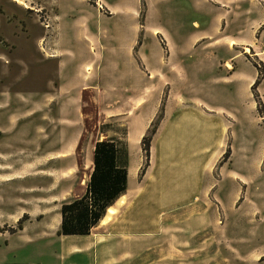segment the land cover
<instances>
[{
  "label": "rangeland",
  "instance_id": "1",
  "mask_svg": "<svg viewBox=\"0 0 264 264\" xmlns=\"http://www.w3.org/2000/svg\"><path fill=\"white\" fill-rule=\"evenodd\" d=\"M14 1L0 0V51L11 52L13 59L10 67L12 75L3 80L0 76V86L10 89L12 101L15 103L18 94L25 97V112L23 116L14 112V115H19L20 124L16 127L14 122L10 126L14 131H11V135H5V141L0 143V262L35 260L40 264H48L51 260V264L53 259L49 258L45 248L36 249L45 241L39 240L43 236L36 234L46 232L50 235L54 232V211L63 201L61 196L66 197L69 192L75 197L71 190L80 182L85 185L93 144L100 134L106 133L107 140L117 141L125 154L128 145L134 147L137 143L130 137L131 121L128 117H133V105L140 106L145 103L146 93L157 90L166 82L170 85L169 88H164L161 104L149 123L147 121L150 112L137 113L144 117L136 123L135 129L142 127L141 124L147 125L143 135L151 124L163 117L164 113L159 109L162 105L164 107L169 104L172 110L181 113L190 109L210 112L216 102L215 88L218 80L214 77L215 64L212 63L213 55L210 54L212 48L209 42L212 38L196 43L203 45L200 51L203 63H186L177 68L184 78L178 81L154 79L149 83L138 71L135 63L137 47L133 51L130 48L117 47L112 36L109 40H100L99 36L96 38L88 31L85 23L83 30L87 36H84V41L91 44L79 47L68 28L72 24V19L67 17L68 13L75 18L74 15L83 12L84 17L90 21L91 30L100 25L115 29L117 22L110 16L111 11L115 12L117 0H107L106 4L100 1L101 7L97 6L98 0H82L78 5L72 0ZM136 1L140 14L141 0ZM143 1L145 7L141 29L146 22V16L151 24H155L154 18L161 3V0ZM241 4L249 10L248 22L241 14ZM67 5H72V9L66 8ZM171 6L177 5L174 2ZM233 6L230 30L237 34L243 30L245 36H249L247 39L250 42L258 36L260 47L264 48L263 3L260 4L257 0H236ZM173 10L176 11L177 7ZM54 12L63 14L61 30L67 29L66 49L73 52L72 63L67 68V74H72L73 77L67 80L54 79V76L59 75L58 70L63 67L62 64L45 60V55L33 45L34 37L46 23L49 24L47 31H51L50 15ZM103 16L110 18H100ZM191 18L187 14L182 18L178 12L172 16L174 22L184 19L185 24ZM206 26L202 22V27ZM7 27L11 32L9 35L20 37L9 41L6 32H2L3 29L7 31ZM95 40L96 46H93L92 41ZM239 50L241 49L237 53ZM150 51L155 54V47H150ZM190 55L193 57V53ZM245 56L247 59L243 58L241 64L227 66L232 69L239 68L245 77L243 82L234 79L233 84L237 96L245 97L246 105H243L248 107V120L243 124V134L246 137L244 157L248 159L228 163L229 156H224L231 147L228 136L218 146V151L221 149L222 154L209 172V181L215 185L212 188L215 192L210 200H193L160 215L154 213L158 222L164 219L165 226L162 228L159 224L157 230L148 235V239L140 238L141 235L136 236L133 241L136 243L131 246L137 247V255L102 256L98 258L101 261H97V264H264V118L257 113L251 89L258 76L254 64H259L264 70V53L261 54L263 61L256 58L252 51ZM56 58L64 57L58 52ZM1 61L9 62L5 58ZM137 62L141 66L138 60ZM219 67L222 69L223 65ZM198 76L200 77L197 78ZM174 83H178V86ZM85 91L91 94L97 114L98 126L95 129L86 127L81 116L83 110L89 109V101L83 100L82 93ZM37 92L41 94L32 101V95ZM255 92L264 106V75L260 78ZM35 103L40 105L39 108ZM18 104L23 106L20 102ZM239 111L240 106L233 103L234 118ZM4 118H0V125L3 124L2 121L5 122ZM163 131L165 132L164 126ZM102 136L105 135L102 134L100 140ZM179 141L182 143L169 141L165 156L161 154L160 138L153 136L151 143L155 149L151 159L149 156V164L141 181H138L136 174L139 191L138 194L136 190L137 197L142 192L141 187L146 183V178L151 180L149 185L157 184L161 188L169 186V192H177L179 189L187 192L185 196L194 193L199 173L200 142L189 136ZM143 160L142 157L137 173ZM227 168L238 169L245 175L243 198L231 207H228L224 197L229 177ZM176 188L178 189L174 191ZM124 199V196L123 199L120 197L111 207L116 210V207L123 206ZM19 220L23 227L22 232L17 229ZM10 228L15 229L13 234L9 232ZM25 233L34 236L33 244H27L20 239L19 235ZM18 241L21 244L19 248L15 247ZM11 242L12 246L5 247ZM144 247L146 249H140ZM94 259L95 257H90L93 264Z\"/></svg>",
  "mask_w": 264,
  "mask_h": 264
},
{
  "label": "crops",
  "instance_id": "2",
  "mask_svg": "<svg viewBox=\"0 0 264 264\" xmlns=\"http://www.w3.org/2000/svg\"><path fill=\"white\" fill-rule=\"evenodd\" d=\"M58 1L59 0H57V2ZM72 1L78 5L82 0ZM100 1L105 4L108 3L107 0H98V7H101ZM117 1V6L114 9L115 12L111 11L110 16L117 22V27H115V29L100 25L97 29L94 27L91 30L92 26L90 21L84 17L85 15L82 12L74 15L75 18L71 17L73 14L68 13L69 15L67 17L72 19V24L68 27L69 31L72 33V36H74L78 46L82 48L91 44L90 42L84 41V36H87L85 30H83L84 23L88 31L96 38L99 36L100 40H109V37L112 36L115 41L114 45L117 47L130 48L132 51L137 47L135 55L141 66H139L134 56L133 58L137 64L138 71L144 75L148 83L154 79L178 81L184 78L177 68L186 63L190 65L203 63V60L200 59V51L203 45H197L196 43L205 38H212L209 42L212 48L210 54L213 55L211 56V60L212 63L215 64L214 77L218 80L215 88L216 102L214 107L210 109V112H206L203 109H190L181 113L176 112L178 110H172L171 105L165 104L163 107L164 115L161 118V124H158L159 127H157L158 129L154 134V138H160L162 145L161 154H165V156H167L168 153L167 145L169 141L180 144L182 143L179 141L181 138L189 136L194 137L200 142L199 173L195 186L196 189H194V193H191L193 195L190 194V196L187 194V196H185L187 192L185 190H179V187L174 190L176 191L178 189L177 192H169V186H163L161 188V185H149L151 180L146 178V183H144V185L142 184L140 196H136L138 191L136 186V174L138 177L137 170L141 165L143 157L139 142L147 127V125L143 126L141 124L142 127H139L137 130L135 129L136 123L140 122L144 117L143 114L137 113H143L144 111L150 112L147 123L151 121L157 112L159 104H161L164 88H169L170 86L169 83L166 82L161 87H158L157 90L146 93V99L143 105L137 106L135 104L131 109L134 114L133 117H128L130 118L129 121H131L129 134L134 142H137L135 143L137 146L130 147L128 145L126 147V153L124 154L121 145H119L117 141L112 140L117 146L116 164L126 168V190L117 198L119 199L121 196H124L123 206L120 205L121 207H116L115 213L111 215L109 220L101 224L105 215L104 213L99 222L90 230L89 234L57 235L56 232L61 222V203H59L57 209L54 211L56 215L55 231L51 232L50 235L46 232L36 234L43 236V238L39 240H45L44 244L38 246L36 249L39 250L41 247L45 248L48 256H50L49 258L53 259L51 264H93V262L90 261V257L92 256L95 257V264H97V261H101L98 260V258L102 256L137 255V247L131 246V244L136 243L133 242L136 240V236L141 235L140 238L148 239V235H152L153 232L157 230L159 224H161L162 228L165 226L164 219L158 222V218L154 216V213L160 215L169 209L180 207L183 203H191L193 200H210V196L212 198L215 192L212 191V188L215 185L212 184V181H209V172L222 154L221 149L218 151V146L222 144L224 139L229 136L231 140L228 163L232 164L233 160L246 161L248 159L244 157V142H246V137L243 134L244 121L246 122L248 120L246 111L248 107L243 105H246V102H244L245 97L237 96V90L233 84L234 79L243 82L245 77L244 73L240 71L239 68L232 69L231 66L228 67L227 65L241 64L243 58L247 59L245 55L249 51H252L256 58L263 61L261 54L264 53V48L260 47V39L258 36H255L254 40L250 42L247 39L249 36H245L243 30H241L239 34L230 30L229 22L231 21V14L234 11L233 5L236 3V0H161L159 4L160 9L155 15V18L153 17L155 24H151L148 16H146V22L144 26H142V29L139 22L140 14L137 8V1ZM257 1L260 4L263 3L264 6V0ZM174 2L177 6H171ZM67 7L72 9V5H67L66 8ZM174 7H177L176 11L173 10ZM240 10L241 14L246 17L245 21L248 22V8L246 9L243 4H241ZM175 12L180 13L182 18L185 14L192 16V18L189 19V22L186 21V24L184 19L174 22L172 16L175 15ZM62 15L63 14L56 12L50 15V20H52V24L50 25L51 31H47L48 29L46 27H43L44 29L41 27L42 30L37 32L35 37L33 36L35 41L33 45L41 54L45 55L43 56L45 60L57 61L62 64L63 67H61V69L59 67L58 70L59 75L57 77L54 76V79L60 78L67 80L73 77L72 74H67L68 65L72 63L71 55L73 52L66 49L68 34L67 29L61 30L62 26L60 24L62 23ZM54 17H56V19ZM110 17L103 16L100 18ZM202 17H204V20H202ZM202 22H204L205 26L208 24L209 28L208 25L203 28ZM259 22L262 24V19H260ZM2 32H6L5 35L9 41L15 38L17 40V38L20 37V35H9V33H11L9 28L7 31L3 29ZM20 32L22 33L23 31L20 29ZM92 45L96 46V40L94 42L92 41ZM152 46L155 47V54L150 51V47ZM238 49L241 50L237 53ZM58 52L64 57L63 59L56 58ZM190 53H193V57ZM195 54H198V56ZM11 56V52L0 51V58H5L9 61L5 63L0 59V76L2 80L12 75L10 67L13 64V59ZM164 64H166V67H164ZM169 65H171V67ZM220 65H223L222 69H220ZM12 73L14 74V72ZM199 77L200 76L197 78ZM174 85L178 86V83H174ZM40 94L41 92L33 94L32 101ZM172 94H175L174 90ZM0 97H2V99H0V118H4L5 116V122L2 121L3 124L0 125V143L2 144L6 138L4 136L7 134L11 135V131H14L13 127L11 129L10 126H12L14 122H16V127L20 124L18 114L23 116L25 112V97L18 94L15 98L17 103H15L12 101L10 89L3 86H0ZM18 102H20L21 105L23 104V106H19ZM233 103L240 106V111L236 118H234L232 112ZM34 105L38 108L40 106L36 103ZM14 112L18 114L14 115ZM163 126L165 132L163 131ZM235 126L240 128L234 129ZM102 134L105 135L104 141L107 140L106 133H101L95 142L101 141L100 137ZM95 142L90 156V169L84 181L85 188L93 171V149ZM234 144L238 147L236 145L234 146ZM154 149L151 143L150 159L152 158ZM227 170V176L229 177H227L228 184L227 187H225L224 197L228 207H231L243 198L245 175L238 169L227 168ZM186 174H189V169H187ZM181 187L185 188V185ZM68 194L69 195L66 197L64 195L61 196L63 200L62 203L77 199L69 192ZM218 195H220V193H218ZM21 230L19 231L22 232ZM19 237L27 244L34 243V239L32 238L34 236L31 234L28 235L25 233L19 235ZM12 242L5 247L12 246ZM17 243L15 247L19 248L21 244H19V241ZM140 249L144 250L146 247ZM50 261L51 260H49L48 264ZM0 264L40 263L35 260H23L11 263L1 261Z\"/></svg>",
  "mask_w": 264,
  "mask_h": 264
},
{
  "label": "trees",
  "instance_id": "3",
  "mask_svg": "<svg viewBox=\"0 0 264 264\" xmlns=\"http://www.w3.org/2000/svg\"><path fill=\"white\" fill-rule=\"evenodd\" d=\"M140 24L142 25L143 8L145 3L141 0ZM258 76L251 85L252 94L256 102V110L260 117L264 118V106L255 89L264 75V70L258 64H254ZM160 111L163 113V106ZM161 120V118H160ZM147 129L141 139L143 164L138 172V180L143 177L149 164L150 145L157 130L159 121ZM264 120V119H263ZM230 150L224 153L229 156ZM117 146L112 140L97 141L93 149V171L80 198L63 202L60 205L61 222L57 235H86L99 222L109 207L118 200L117 198L126 190V168L116 163ZM117 199V200H116ZM105 216V215H104ZM18 230L22 229L21 221H18ZM15 232L14 228L9 229Z\"/></svg>",
  "mask_w": 264,
  "mask_h": 264
},
{
  "label": "bare ground",
  "instance_id": "4",
  "mask_svg": "<svg viewBox=\"0 0 264 264\" xmlns=\"http://www.w3.org/2000/svg\"><path fill=\"white\" fill-rule=\"evenodd\" d=\"M16 2H18L19 0H15ZM83 94V100L85 101H89V109L88 110H83L81 112V116L82 118L84 119L85 121V126L86 127H89V128H97L98 126V120H97V114H96V111L94 109V106L92 104V101H91V94L89 92H84L82 93ZM105 140V136H102L101 138V141H104ZM84 189H85V185H83L82 182H80L78 184V186H76L74 189H73V195L76 197V198H79L81 197V195L83 194L84 192ZM122 199H123V196H121ZM122 202V201H121ZM115 213V210L112 208V207H109L107 209V214L103 217L102 221H101V224H104L107 222V219H109V217Z\"/></svg>",
  "mask_w": 264,
  "mask_h": 264
},
{
  "label": "built area",
  "instance_id": "5",
  "mask_svg": "<svg viewBox=\"0 0 264 264\" xmlns=\"http://www.w3.org/2000/svg\"><path fill=\"white\" fill-rule=\"evenodd\" d=\"M48 25H49V24L46 23V24H45V27L48 28Z\"/></svg>",
  "mask_w": 264,
  "mask_h": 264
}]
</instances>
